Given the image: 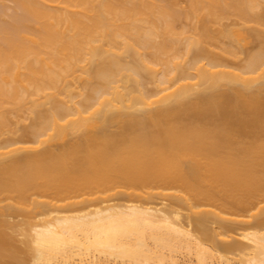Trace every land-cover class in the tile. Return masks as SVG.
<instances>
[{
	"label": "bare ground",
	"instance_id": "1",
	"mask_svg": "<svg viewBox=\"0 0 264 264\" xmlns=\"http://www.w3.org/2000/svg\"><path fill=\"white\" fill-rule=\"evenodd\" d=\"M184 2L0 0V264H264V0Z\"/></svg>",
	"mask_w": 264,
	"mask_h": 264
},
{
	"label": "rangeland",
	"instance_id": "2",
	"mask_svg": "<svg viewBox=\"0 0 264 264\" xmlns=\"http://www.w3.org/2000/svg\"><path fill=\"white\" fill-rule=\"evenodd\" d=\"M178 3H179V5L181 6H184L185 5V2H184V0H178ZM5 5H4V8H5V12H4V14H3V16H4V18L2 17V19L3 20H8L9 19V17H8V15H10V17H11V15L15 12V6H14V3L12 2V1H6L5 3H4ZM184 4V5H183ZM14 6V7H13ZM6 14V15H5ZM254 40V39H253ZM256 40V39H255ZM254 40V41H255ZM253 42V41H252ZM256 42V41H255ZM258 43V42H257ZM251 45H252V43H251ZM254 45V44H253ZM256 45V44H255ZM254 45V46H255Z\"/></svg>",
	"mask_w": 264,
	"mask_h": 264
}]
</instances>
